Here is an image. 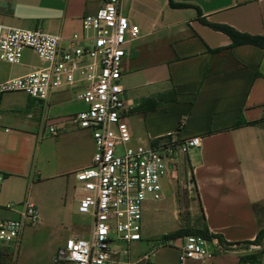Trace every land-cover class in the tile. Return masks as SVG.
I'll return each mask as SVG.
<instances>
[{
  "label": "crops",
  "instance_id": "0c3cea01",
  "mask_svg": "<svg viewBox=\"0 0 264 264\" xmlns=\"http://www.w3.org/2000/svg\"><path fill=\"white\" fill-rule=\"evenodd\" d=\"M172 1L190 7H172L170 0H122V12L141 28L123 62L124 121L133 145L148 146L172 134L181 139L200 136L201 146L178 154L175 165H169L164 179L168 195L144 203L142 239L130 245L128 254L122 253L126 245L118 243L110 264H178L188 234L167 236L203 228L228 246L220 252L212 244V260L191 264H264V239L246 245L264 229V48L235 45L230 36L203 22L264 37V0ZM102 5L103 0H0V24L40 29L67 46L73 35L85 34L84 17ZM33 56L26 50L20 65L0 63V82L43 67ZM83 88L80 83L55 91L46 101L27 96L25 115L5 109L9 95L23 93L2 97L0 154L13 146L15 152H30L31 169L9 175L0 165L5 176L0 181V217L18 218L17 211L3 206L20 207L31 198L26 189L50 180L63 187L62 214L72 225L80 215L82 193L75 174L92 164V132L68 123L58 126L55 137L49 125L87 109L78 98ZM40 217L38 226L43 224ZM88 232H72L66 239ZM252 255L256 261L246 259Z\"/></svg>",
  "mask_w": 264,
  "mask_h": 264
},
{
  "label": "built area",
  "instance_id": "2783aa9c",
  "mask_svg": "<svg viewBox=\"0 0 264 264\" xmlns=\"http://www.w3.org/2000/svg\"><path fill=\"white\" fill-rule=\"evenodd\" d=\"M122 0H103L95 14L83 19V36L73 35L67 46L61 38L43 30H25L0 24V63L20 65L26 50L33 51L43 64L24 76L0 82V101L6 94L23 93L46 101L58 90L83 83L78 94L87 109L49 125L52 136L59 125L76 124L90 130L95 143L92 164L76 172L82 193L78 213L92 218L87 235L72 234L55 261L69 264H110L124 243L123 254L142 239L143 207L147 200L165 198L163 181L178 154L201 146V137L181 139L167 134L153 144L133 145L124 121L127 104L121 84L123 62L129 46L141 36V28L122 12ZM1 130V128H0ZM4 175L0 174V181ZM17 211L18 218L0 217V251L18 253L26 229L40 223L38 206L27 197ZM225 250L216 238L187 235L179 251L178 264L208 261L215 251Z\"/></svg>",
  "mask_w": 264,
  "mask_h": 264
},
{
  "label": "rangeland",
  "instance_id": "374dc122",
  "mask_svg": "<svg viewBox=\"0 0 264 264\" xmlns=\"http://www.w3.org/2000/svg\"><path fill=\"white\" fill-rule=\"evenodd\" d=\"M32 60L38 61V57L33 56ZM28 101L29 98L25 94L9 95L5 109L25 115ZM9 149L10 152L6 155L0 154V165L11 171L9 175L27 174L31 169L30 152H15L14 146ZM62 190L63 187L60 186L58 180L46 181L25 190V196L30 193L32 201L38 206L43 217V224L28 227L30 228L28 235L23 240L18 253L0 251V264H69L55 261L57 254L64 246L67 235L72 232L86 233L90 230L92 218L83 215L75 216L73 226L72 219L62 214L64 209ZM167 190V188L164 190L165 196L166 193L168 195ZM35 230H37L35 234L31 233ZM249 246L247 245V247ZM54 249H56V253L52 258Z\"/></svg>",
  "mask_w": 264,
  "mask_h": 264
},
{
  "label": "trees",
  "instance_id": "16d2710c",
  "mask_svg": "<svg viewBox=\"0 0 264 264\" xmlns=\"http://www.w3.org/2000/svg\"><path fill=\"white\" fill-rule=\"evenodd\" d=\"M170 4L172 7H175V8H188V7H190V5H188V4H176L172 0H170ZM203 22L205 24L211 26L215 30L221 31V32L227 34L228 36H230L235 45L253 44V45L260 46V47L264 48V37L241 34L240 32L236 31L235 29H233L229 26L212 25L205 20H203ZM184 233H187L188 235H200V236H202L208 240H211L212 238L217 237V238H219L221 244H223L225 247L228 246V244L223 240V238L221 236H215V235L211 234L207 228H203L201 230H196V231L179 230V231H176V232L170 234L169 236H167V238H175V237L183 235ZM262 239H264V229H261L259 231L257 238L253 242H246V245H257L262 241ZM243 259H245V258H243ZM246 259H248L249 261H256L257 256L252 255L250 257H247Z\"/></svg>",
  "mask_w": 264,
  "mask_h": 264
}]
</instances>
